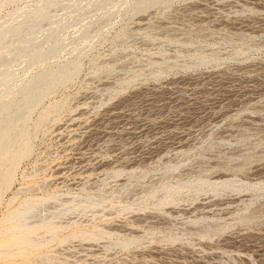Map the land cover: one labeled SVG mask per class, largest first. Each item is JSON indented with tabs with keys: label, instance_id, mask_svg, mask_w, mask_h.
Here are the masks:
<instances>
[{
	"label": "rangeland",
	"instance_id": "1",
	"mask_svg": "<svg viewBox=\"0 0 264 264\" xmlns=\"http://www.w3.org/2000/svg\"><path fill=\"white\" fill-rule=\"evenodd\" d=\"M0 264H264V0H0Z\"/></svg>",
	"mask_w": 264,
	"mask_h": 264
}]
</instances>
